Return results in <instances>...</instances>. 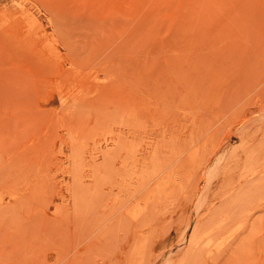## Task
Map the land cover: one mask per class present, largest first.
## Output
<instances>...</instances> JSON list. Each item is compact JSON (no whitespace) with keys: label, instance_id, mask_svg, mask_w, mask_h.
Returning <instances> with one entry per match:
<instances>
[{"label":"rangeland","instance_id":"1","mask_svg":"<svg viewBox=\"0 0 264 264\" xmlns=\"http://www.w3.org/2000/svg\"><path fill=\"white\" fill-rule=\"evenodd\" d=\"M0 264H264V0H0Z\"/></svg>","mask_w":264,"mask_h":264},{"label":"bare ground","instance_id":"2","mask_svg":"<svg viewBox=\"0 0 264 264\" xmlns=\"http://www.w3.org/2000/svg\"><path fill=\"white\" fill-rule=\"evenodd\" d=\"M54 51V50H53Z\"/></svg>","mask_w":264,"mask_h":264}]
</instances>
